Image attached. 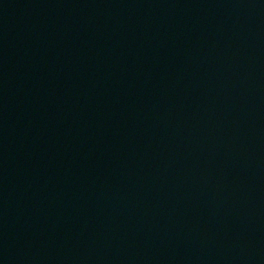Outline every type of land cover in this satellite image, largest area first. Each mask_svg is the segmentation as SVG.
Wrapping results in <instances>:
<instances>
[{
  "label": "water",
  "instance_id": "water-1",
  "mask_svg": "<svg viewBox=\"0 0 264 264\" xmlns=\"http://www.w3.org/2000/svg\"><path fill=\"white\" fill-rule=\"evenodd\" d=\"M0 264H264V0H0Z\"/></svg>",
  "mask_w": 264,
  "mask_h": 264
}]
</instances>
